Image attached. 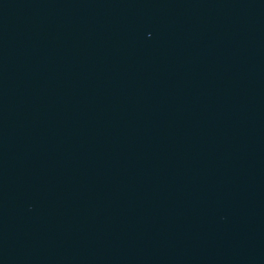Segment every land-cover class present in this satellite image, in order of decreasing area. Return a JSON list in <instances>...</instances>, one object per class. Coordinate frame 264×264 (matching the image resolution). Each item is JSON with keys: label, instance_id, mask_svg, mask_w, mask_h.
<instances>
[{"label": "water", "instance_id": "obj_1", "mask_svg": "<svg viewBox=\"0 0 264 264\" xmlns=\"http://www.w3.org/2000/svg\"><path fill=\"white\" fill-rule=\"evenodd\" d=\"M0 264H264V0H0Z\"/></svg>", "mask_w": 264, "mask_h": 264}]
</instances>
